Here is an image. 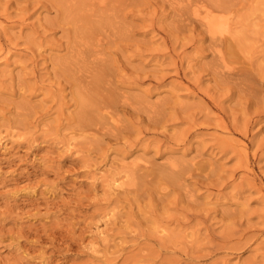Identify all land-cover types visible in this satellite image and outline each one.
Listing matches in <instances>:
<instances>
[{
    "label": "rangeland",
    "instance_id": "374dc122",
    "mask_svg": "<svg viewBox=\"0 0 264 264\" xmlns=\"http://www.w3.org/2000/svg\"><path fill=\"white\" fill-rule=\"evenodd\" d=\"M0 149V264H264V0H0Z\"/></svg>",
    "mask_w": 264,
    "mask_h": 264
},
{
    "label": "bare ground",
    "instance_id": "6f19581e",
    "mask_svg": "<svg viewBox=\"0 0 264 264\" xmlns=\"http://www.w3.org/2000/svg\"><path fill=\"white\" fill-rule=\"evenodd\" d=\"M104 1V0H101ZM113 2V0H112ZM213 10V9H212ZM197 11V10H196ZM210 11V10H209ZM198 12V11H197ZM201 17V20L203 19V21L205 22V24L207 25L208 31L210 32V34L217 39H221L223 36H225L226 34L231 33V30L229 28L228 25V21L227 18L223 17L222 15H211L209 12H202L200 10V12L196 13ZM203 22V23H204ZM225 61V60H224ZM223 61V62H224ZM3 136V135H2ZM2 138V137H1ZM1 150V149H0ZM139 158V157H138ZM142 159H139L137 161H134V164H138L139 161H141ZM144 161V160H143ZM131 162V161H130ZM142 164V163H141ZM144 164V163H143ZM130 166V165H129ZM132 166V165H131ZM137 166V165H136ZM139 166V164H138ZM133 167V166H132ZM137 168V167H136ZM114 180V179H113ZM112 181V180H111ZM117 180L114 181V183H116ZM113 182V181H112ZM118 183V182H117ZM118 188V187H117ZM116 189V188H115ZM25 192V191H24ZM115 193V192H114ZM19 195V194H18ZM101 233V232H100Z\"/></svg>",
    "mask_w": 264,
    "mask_h": 264
}]
</instances>
